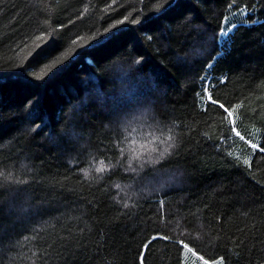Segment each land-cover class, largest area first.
Here are the masks:
<instances>
[{
	"label": "trees",
	"instance_id": "trees-1",
	"mask_svg": "<svg viewBox=\"0 0 264 264\" xmlns=\"http://www.w3.org/2000/svg\"><path fill=\"white\" fill-rule=\"evenodd\" d=\"M0 264H264V0H0Z\"/></svg>",
	"mask_w": 264,
	"mask_h": 264
},
{
	"label": "snow or ice",
	"instance_id": "snow-or-ice-1",
	"mask_svg": "<svg viewBox=\"0 0 264 264\" xmlns=\"http://www.w3.org/2000/svg\"><path fill=\"white\" fill-rule=\"evenodd\" d=\"M221 107H223V105H221ZM225 111H227V109H225ZM229 115H231V113H229ZM237 135H239V133H237ZM169 139H171V137H169ZM252 147L255 148L256 145L253 144ZM245 163H247V161H245ZM101 164L103 165V161H101ZM96 171L97 172H102V171H104V168L103 167L97 168ZM85 175L87 176V172H85Z\"/></svg>",
	"mask_w": 264,
	"mask_h": 264
}]
</instances>
